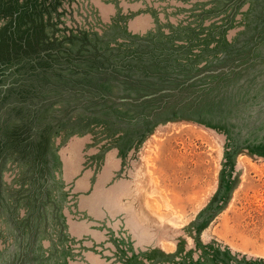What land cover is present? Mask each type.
<instances>
[{
	"label": "rangeland",
	"instance_id": "374dc122",
	"mask_svg": "<svg viewBox=\"0 0 264 264\" xmlns=\"http://www.w3.org/2000/svg\"><path fill=\"white\" fill-rule=\"evenodd\" d=\"M0 264H264V0H0Z\"/></svg>",
	"mask_w": 264,
	"mask_h": 264
}]
</instances>
